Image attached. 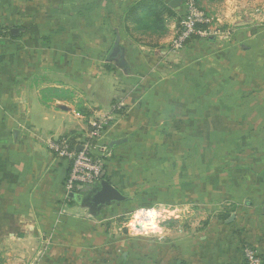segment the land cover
Masks as SVG:
<instances>
[{
	"label": "crops",
	"instance_id": "0c3cea01",
	"mask_svg": "<svg viewBox=\"0 0 264 264\" xmlns=\"http://www.w3.org/2000/svg\"><path fill=\"white\" fill-rule=\"evenodd\" d=\"M141 1L0 0V264L14 263L13 245H51L42 249L39 264H77L73 244L124 245L118 232L113 236L102 224L124 211L122 204L130 198L122 194L124 200L93 213L72 200L64 188L69 161L53 154L47 141L65 137L78 147L89 122L109 113L114 99L123 101L128 105L125 115L119 118L111 111L114 119L92 151L104 156L103 180L120 192L133 186L139 194L145 183L144 165L134 175L121 167L126 157L118 137L120 122L134 112L135 96L123 93V83L117 85L114 78L120 68L117 74L108 70V55L117 43L123 60L115 61L127 76L152 67L157 73L159 65L147 63L158 54L160 59L169 54L166 48L182 13L181 0H153L148 3L151 11L134 10ZM156 16L160 24L154 22ZM11 28L19 32L12 35ZM240 46L246 49L243 43ZM103 74L111 80L106 79L108 95L101 99L97 95L101 87L97 84L95 90L93 83H101ZM103 143L111 148L109 156L101 150ZM89 190L84 186L75 193ZM170 214L168 219L174 216ZM231 221L223 225L217 219L203 229L184 228L178 248L128 245L121 251L124 263L110 253L109 264H245L244 244L264 262V210L236 212Z\"/></svg>",
	"mask_w": 264,
	"mask_h": 264
},
{
	"label": "rangeland",
	"instance_id": "374dc122",
	"mask_svg": "<svg viewBox=\"0 0 264 264\" xmlns=\"http://www.w3.org/2000/svg\"><path fill=\"white\" fill-rule=\"evenodd\" d=\"M198 3L221 21L223 29L229 27L228 39H191L177 50L169 46V54L161 59L158 54L147 63L159 65L157 73L152 67L127 76L120 63L109 59L108 70L117 74L120 68L114 78L117 85L123 83V93L135 96L134 112L118 128L126 157L121 167L134 175L144 165L145 183L138 195L133 186L121 191L130 198L122 204L126 209L102 224L113 236L118 232L124 245L73 244L77 264H109L110 253L124 263L121 251L128 245L178 248L184 228L203 229L217 219L230 224L236 212L264 210V0ZM102 79L93 83L95 90L97 84L101 87L97 92L101 99L108 95L111 80L109 74ZM114 101L111 111L122 118L128 105ZM116 105L120 108L113 112ZM97 140L93 147L99 146ZM103 144L109 156L111 148ZM141 207H155L159 216L134 230L132 213ZM170 213L174 216L168 219ZM13 246V264H39L42 249L51 245Z\"/></svg>",
	"mask_w": 264,
	"mask_h": 264
},
{
	"label": "built area",
	"instance_id": "2783aa9c",
	"mask_svg": "<svg viewBox=\"0 0 264 264\" xmlns=\"http://www.w3.org/2000/svg\"><path fill=\"white\" fill-rule=\"evenodd\" d=\"M182 13L170 40L172 50L184 47L188 41L196 39H228L231 35L229 27L223 29L219 19H214L202 9L198 0H181ZM120 106L113 107V112ZM112 119V113L101 114L89 122L86 139L78 147L65 138H54L47 141V148L57 157L69 161L68 175L64 183L66 193L75 192L80 187L97 185L104 175L103 155L92 151V141L98 139L104 128ZM102 151L106 150L102 146ZM159 210L155 207H141L132 213L134 230L138 225H146L157 219ZM150 231V230H146ZM141 233V232H139ZM242 255L245 264H264L262 258L253 247L244 244Z\"/></svg>",
	"mask_w": 264,
	"mask_h": 264
},
{
	"label": "water",
	"instance_id": "95a60500",
	"mask_svg": "<svg viewBox=\"0 0 264 264\" xmlns=\"http://www.w3.org/2000/svg\"><path fill=\"white\" fill-rule=\"evenodd\" d=\"M10 32L14 35L19 32V29L11 28ZM108 59L122 62V50L117 43L113 45L108 55ZM89 188L90 190L86 195L87 197L89 196V198H85V196L75 192L68 193V196L77 202L87 205L91 209L94 207L98 209L101 206L124 200L122 193L107 180L101 179L97 185Z\"/></svg>",
	"mask_w": 264,
	"mask_h": 264
},
{
	"label": "trees",
	"instance_id": "16d2710c",
	"mask_svg": "<svg viewBox=\"0 0 264 264\" xmlns=\"http://www.w3.org/2000/svg\"><path fill=\"white\" fill-rule=\"evenodd\" d=\"M153 1V0H144V1H141V3H139L136 7H134L133 9L134 10H138L139 8L140 9H143V10H150V9H148V3H151V2ZM151 11V10H150ZM156 24H160L159 22H160V19L156 16V19H155V21H154ZM2 35V33H1V30H0V36ZM193 39H196V38H193ZM208 39H213V38H208ZM197 40H201V39H197ZM102 179H103V177H102ZM80 194H83L84 196H86L87 195V192H80ZM73 200V199H72ZM96 209H94V211H95Z\"/></svg>",
	"mask_w": 264,
	"mask_h": 264
},
{
	"label": "flooded vegetation",
	"instance_id": "af4514ba",
	"mask_svg": "<svg viewBox=\"0 0 264 264\" xmlns=\"http://www.w3.org/2000/svg\"><path fill=\"white\" fill-rule=\"evenodd\" d=\"M85 198H89V196H88V197H87V196H85ZM93 209H95V207H94Z\"/></svg>",
	"mask_w": 264,
	"mask_h": 264
},
{
	"label": "bare ground",
	"instance_id": "6f19581e",
	"mask_svg": "<svg viewBox=\"0 0 264 264\" xmlns=\"http://www.w3.org/2000/svg\"><path fill=\"white\" fill-rule=\"evenodd\" d=\"M150 223H153V222H150Z\"/></svg>",
	"mask_w": 264,
	"mask_h": 264
}]
</instances>
